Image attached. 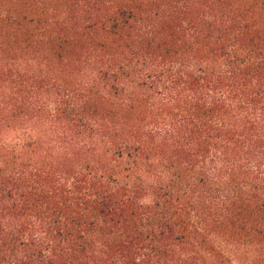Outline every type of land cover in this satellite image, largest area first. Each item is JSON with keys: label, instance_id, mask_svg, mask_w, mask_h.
<instances>
[{"label": "trees", "instance_id": "1", "mask_svg": "<svg viewBox=\"0 0 264 264\" xmlns=\"http://www.w3.org/2000/svg\"><path fill=\"white\" fill-rule=\"evenodd\" d=\"M0 264H264V0H0Z\"/></svg>", "mask_w": 264, "mask_h": 264}]
</instances>
